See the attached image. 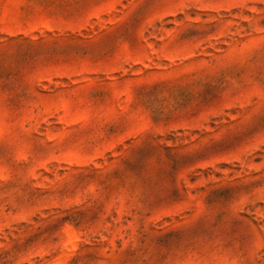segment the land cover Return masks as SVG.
I'll list each match as a JSON object with an SVG mask.
<instances>
[{
	"label": "rangeland",
	"instance_id": "obj_1",
	"mask_svg": "<svg viewBox=\"0 0 264 264\" xmlns=\"http://www.w3.org/2000/svg\"><path fill=\"white\" fill-rule=\"evenodd\" d=\"M0 264H264V0H0Z\"/></svg>",
	"mask_w": 264,
	"mask_h": 264
}]
</instances>
